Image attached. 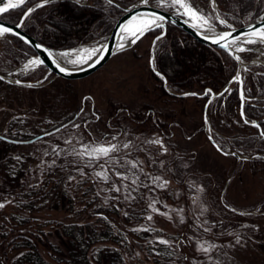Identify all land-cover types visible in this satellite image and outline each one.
Returning <instances> with one entry per match:
<instances>
[{"label": "rangeland", "instance_id": "1", "mask_svg": "<svg viewBox=\"0 0 264 264\" xmlns=\"http://www.w3.org/2000/svg\"><path fill=\"white\" fill-rule=\"evenodd\" d=\"M150 2L156 5L155 0ZM190 2L205 14L212 12L210 0ZM215 4L228 24L238 25L224 16L217 0ZM230 13L243 24L256 16L252 11ZM154 36L146 33L89 76L70 81L54 77L44 64L25 69L24 62L35 52L11 63L0 52V72L43 81L31 87L6 81L0 88V136L15 140V144L0 143V185L7 192L0 196V203L5 204L0 208V222L5 219L19 231L40 229L46 240L64 252L67 237L56 230L57 221L107 217L124 239L96 241L92 247L100 254L96 264H114L109 250L118 246L126 264H264V161L252 160L254 154L239 151L228 140L235 132L253 128L244 123L241 113L226 118L209 108L212 126L207 128L200 100L193 95L173 98L170 92L163 94V81L150 68L149 46ZM103 41L87 39L73 48ZM252 46L258 51L243 52L245 59L264 60V45ZM262 65L259 60L249 71H264ZM168 87L174 90L169 83ZM209 133L224 152L218 151ZM113 136L116 139L111 142L121 145L112 154L118 163L106 164L101 159L88 166L87 157L71 154L74 149L82 151L85 144L106 142ZM157 138L162 139L166 152L160 145L147 143ZM128 142L132 146L123 148ZM232 150L240 157L232 155ZM126 160L137 167L125 164ZM5 168L11 176L5 175ZM99 171H107L109 179L95 176ZM154 177L161 179L154 181ZM163 181L168 183L160 188ZM117 187L119 192L114 190ZM153 202L159 211L149 207ZM13 213L29 219L18 225ZM161 239L170 243L161 244ZM201 244L216 247L204 253L199 250ZM44 248L46 255L47 251L54 254L48 246ZM22 250L9 247L5 264H14Z\"/></svg>", "mask_w": 264, "mask_h": 264}, {"label": "trees", "instance_id": "2", "mask_svg": "<svg viewBox=\"0 0 264 264\" xmlns=\"http://www.w3.org/2000/svg\"><path fill=\"white\" fill-rule=\"evenodd\" d=\"M39 1L41 0H27L21 8L1 14V17L9 22H17L27 7ZM117 1L129 5L135 0ZM217 2L220 4L224 16L238 25L243 24L241 19L234 18L230 12L246 15L248 11H252L257 16L264 9V0H217ZM122 13L121 7H117L115 4L109 5L107 0H90L85 4L77 3L76 0H55V2L32 13L24 28L40 41L46 42L54 48H62L76 45L78 42L87 41V39H106ZM256 16L251 20H254ZM166 26L167 31L163 39L155 44L154 59L158 70L166 75L168 83L174 90L204 91L208 87L218 91L235 73L236 61L224 49L204 44L173 23L167 22ZM158 32L160 29L149 31L147 35L154 36ZM1 41L4 46L0 52L7 57L6 61L10 63L20 62L24 57L35 52L30 45L15 35L7 34ZM262 67L264 68V65ZM246 76L244 87L249 97V100L244 103L246 117L257 119L264 131V73L249 71ZM65 80L70 81L69 78ZM6 83L5 80L0 79V88ZM162 85L161 83V91L168 95L169 92L163 89ZM230 87L231 90L227 93L213 98L209 109L215 113L224 114L226 118L236 115L240 117L238 83L234 82ZM169 94L173 98H180L176 94ZM194 97L202 102L203 107L207 100L206 97ZM118 108L120 107H116V109ZM250 127L253 129L231 134L228 140L239 151L244 150L254 154L252 160L264 161V136L260 135L256 127L251 125ZM0 143L2 146L15 144L12 139L1 136ZM258 153L263 155H257ZM253 167L255 169V165ZM5 169V175L8 173L11 176L12 172ZM5 193H7L6 190L0 185V196ZM24 204L25 206L29 205L28 203ZM13 214L17 216L18 225L29 219L23 214H20L21 216ZM55 227L59 234L67 237L66 242L63 243L66 247L63 249L64 252L58 245L46 240L40 233V229L15 230V225H9L5 219H2L0 222V264H5V253L9 247L23 248L22 252L13 259L14 264H96L100 255L99 252L95 253L92 248L96 241L111 239L117 242L121 238L124 239L122 231L118 227L116 229L107 217L98 216L95 220L84 221H57ZM45 246L53 250L54 254L47 251L46 255ZM109 253L114 264H126L120 246L110 249Z\"/></svg>", "mask_w": 264, "mask_h": 264}, {"label": "snow or ice", "instance_id": "3", "mask_svg": "<svg viewBox=\"0 0 264 264\" xmlns=\"http://www.w3.org/2000/svg\"><path fill=\"white\" fill-rule=\"evenodd\" d=\"M27 0H0V14H6L10 10L13 9H19L22 5H25ZM55 2V0H41L40 3L35 4L34 7H28L26 10L23 11V16L19 20V22L15 25L16 29L23 28L26 24V21L31 17L32 13H34L37 9L42 8L50 3ZM80 0H77V3H79ZM115 0H107V4L113 5ZM156 6L161 8H170L175 9V14L185 16L188 20L192 21V27L196 28L201 35L204 36V39H210L212 43H215L219 45V47L225 49L226 51H229V54L232 55L231 49H234L236 53H242V52H252V51H258V49L254 48H245L243 45H264V17L258 18V23L260 24L259 27L256 26V24H250L248 27V30L243 33L244 39H241V36H234L233 31L223 32L219 35L216 34V27L213 21L218 23L219 25L225 26L227 28H232L231 24H228L227 20L222 18L221 14L216 10V4L215 0H210V4L212 7V12L205 14L202 9H196L191 4L190 0H155ZM140 5L142 6H148L149 0H140ZM118 7V5H116ZM138 7V5H133V8ZM131 11V10H129ZM167 17L164 15H160L157 12H137L135 15L131 16V18L128 20V22L123 25L121 28V36H120V43L117 44V48L119 50H125L127 47H130L131 45H135L138 40H140L147 32L149 31H155L156 29L161 30V34L156 37V39L153 41V45L155 46L156 41H160L163 39L164 36V28H165V21ZM204 33H211L212 35H205ZM6 34H11L15 36H19L21 40H23L25 43L31 44V41L28 40L26 37L21 36L19 32L15 31L13 28H9L4 26L3 23H0V37H4ZM231 39L229 40V38ZM36 48H41V45L36 44L34 45ZM45 52L48 53L49 57L53 56V53L49 51L48 49H44ZM110 49L108 45H102L101 47H92V48H83L77 51V55L75 59H66V63H70L73 65H82L87 64L88 67H95L96 65H99L101 61L105 58V56L109 53ZM112 55H115L116 53H111ZM261 54H264L262 52ZM56 55L62 57V58H68L70 57V53L68 52H61L57 53ZM233 58L237 60L238 62L243 63L241 60V57L239 55H234ZM44 61L42 59H32L29 60L28 63L25 65V69H28L30 66H36V65H42ZM53 63L56 64V67L59 69L61 73L68 74V69L61 66L59 62H57L55 59H53ZM83 70V69H82ZM247 70V69H245ZM157 75L161 76V79H164V77L157 72ZM0 79H3V77H0ZM233 82L238 83L241 85L240 95H241V101L242 103L245 101L246 97L244 96V89H243V80L241 78V75L239 72L233 77ZM16 84H20L19 80L15 81ZM31 87L32 85H28ZM225 91H228V89H225ZM211 92V90H206L205 95H208ZM185 95H195L193 94H185ZM219 95H223V93H220ZM86 100H90V97H85ZM211 103V101H209ZM81 112H83V109H81ZM95 115V113H93ZM241 116L244 117L245 113L243 110L241 111ZM99 119V117H96ZM205 123H207V117H205ZM245 124H250L253 127L260 128L261 125L256 121H250L247 118H244ZM75 127L79 128L80 125H74ZM59 131V129H57ZM45 135H51V133H45ZM261 136H264V131H261ZM116 137L113 136L111 140H107L106 142H100L97 144H85L83 145V150L76 152L75 149L71 153L72 155L79 156L81 159H84V157H87V165L92 166L94 161H99L101 159L105 160L106 164H115L119 161L116 160V158L112 155L113 153H116L120 151L121 145L112 143V140H115ZM209 139H212V137H209ZM66 143H71V140L65 141ZM147 143L150 144H156L160 145L161 149H163L165 152L167 149L163 145V141L160 138L153 139L147 141ZM131 142L124 143L122 145L123 148L128 149L130 148ZM218 151H223L219 145H217ZM55 151V149H53ZM48 153L46 152L45 155ZM225 155H228L229 153L225 152ZM232 155H236V153H231ZM59 155V153H57ZM16 159H20L19 157H16ZM125 164H130L132 168H136L137 164L132 161H125ZM99 167L101 169H104L105 165L100 164ZM95 176L103 179L104 181H107L109 179V176L107 174V171H99L94 173ZM117 176H120L122 179H128L129 177L123 176L121 173H116ZM70 179H74L73 177H70ZM138 177L132 179V183L136 184ZM160 177H154L153 180H160ZM168 181H163L158 186L160 188L166 187ZM115 191L119 192L120 189L117 187L114 189ZM198 191H202V189H198ZM130 195V194H129ZM128 199V197H125ZM8 203H11V201H8ZM5 207L4 203H0V208ZM150 208H152L153 211H159L155 208V202L149 205ZM235 211V209H233ZM162 215H167V213H161ZM243 214V213H242ZM127 215V213H125ZM148 220H151L152 217L148 216ZM183 218L181 217V221ZM144 231H147V229H143ZM209 229H205V231H208ZM136 231V229H134ZM239 239H237V243H239ZM159 243L161 244H169L170 242L167 240H159ZM216 247L215 245H209L208 247H205L203 244L199 246V250L203 251L204 253H208L211 248ZM23 255V254H21Z\"/></svg>", "mask_w": 264, "mask_h": 264}, {"label": "water", "instance_id": "4", "mask_svg": "<svg viewBox=\"0 0 264 264\" xmlns=\"http://www.w3.org/2000/svg\"><path fill=\"white\" fill-rule=\"evenodd\" d=\"M40 2L41 1H39L37 3H40ZM37 3H35V4H37ZM35 4H32V6H30V7H34ZM114 4L118 5L119 7H121L123 9V13L118 17V20L113 25L112 30L109 33V36L102 43V45H105V44L108 45V47L110 49L109 53L105 56V58L101 61V63L99 65H96L95 67H88L87 64H82V65H79L78 67H75V66L65 65L64 63H62L58 59V56L56 54L57 53H61V52H68L69 53L71 48L70 47L53 48L50 45H48L47 43H44V42L40 41L35 35L31 34L28 31H26L24 27L16 29L15 25L22 18L23 14H22V16L20 17V19L17 22H12V23L7 21V20H5V19H3L1 17V14H0V23H3L4 26H6V27L13 28L15 31L19 32L21 36H24L28 40H30L31 44H29V45L35 50V52L38 54L39 58L44 61L43 64L45 66H47V71L48 72H52L54 77L59 75V76H62L63 78H66V79H68V78H70V79H78V78H81V77L89 76V74H91L94 71H96L97 69H99L100 66L105 64L107 62V60L110 59V57L112 56L111 53L120 52L121 50H119L117 48V44H119L121 42L120 41L121 28L123 27V25H125L128 22V20L131 18V16L135 15L137 12H142V13L157 12L160 15H164L165 17H167V19L165 21L164 33H166V31H167L166 24H167V22H169L171 24L173 23L176 26H179L180 28L186 30L191 36H193V38L195 37L196 39H198L199 41L203 42L204 44L207 43V44H210V45H213V46H219V45H217L215 43H212L210 39H204V36L201 35L200 32L196 28H193L191 26L192 22L190 20H188L185 16L177 15V14H175V11H173V10L171 11V10H169L167 8L157 7L155 4L151 3L150 0H149V5L148 6L140 5V0L135 1V2H133L131 4H129V5H123V4H121V3H119L118 1L115 0ZM133 5H138V7L133 8ZM129 10H131V11H129ZM259 17H264V10L262 11L261 14L257 15V17L254 20L248 21L246 24H243V25H236L235 27L233 26L231 29L227 28V27L223 28V27H216L215 26L216 27V34L219 35L220 33L233 31V29H235V31L233 32V35L234 36H241V39H244L242 34L245 33L248 30V27H249L250 24H256L257 27L260 26V24L258 23V18ZM160 34H161V31L159 33H157L153 37V40H152V43H151V46H150L151 53H150L149 59H150V68H151V70H153L155 73L159 72L164 77V79H162L163 80V88L166 91H168V92H170L172 94H177V95H179L181 97L186 96L185 94H193V93L195 94L194 96H197V95L198 96H207V101L205 102V104L203 106V120L205 121V117H207V123H205V127H208V128L212 126L211 121L208 118V114H209L208 108H209V105H210L209 101H212L214 97H218V95L220 93L226 92L225 89L230 90V85L233 83V77L237 74V72L240 73L242 80H244V76L243 75L251 68V66H250L251 64L256 63L259 60L262 63H264L263 59L256 58V57H252L251 59L246 60L244 55H242L243 52L242 53H236L234 51V49H231V51L233 53L232 55L233 56L234 55H239L241 57V60L243 61V63L237 61L238 68H237L236 73L233 74L231 76V78H229L228 81L226 83H224L220 87V89L218 91H214V90H212V89H210L208 87L205 88L204 91H198V90H196V91H194V90H186V91H183V92H178L176 90L174 91V90H171L168 87V80H167L166 75L163 74L160 70H158L156 65H155V59H154L155 48H154V45H153V41ZM204 34L205 35H212L211 33H204ZM0 38H2V37H0ZM230 39H231V37L229 38V40ZM36 44L41 45V48L34 47V45H36ZM102 45H100V47ZM243 47H245V48L251 47V48L255 49V47L252 46V45H246L245 44V45H243ZM127 48H130V47H127ZM44 49H48L49 51H51L53 53V56L49 57L48 53L45 52ZM226 52L229 53V51H226ZM53 59H55L57 62H59L61 64V66H63L66 69H68V74L61 73L59 71V69L56 67V64L53 63ZM245 69H247V70H245ZM0 77H3L2 80H6V81H9V82H12V83H14L16 80H19L20 84H23V85L26 84V85L36 86L38 84H42L43 83V81L41 82V80H38V79H36V81H30V80H25L24 81L19 76L14 75V76L10 77V75H8L6 73H2V72H0ZM238 87H239V96L241 98V95H240L241 85L238 84ZM243 89H244V87H243ZM206 90H211V92L208 95H205ZM244 96L246 97L245 89H244ZM244 103H245V101L242 103V101L240 100V107H239L240 113H241L242 110L245 113V109H243ZM244 118H247L246 117V113H245V116L242 117V119L244 120ZM248 120H250V119H248ZM250 121H256V122L259 123V121L257 119H251ZM257 129L259 130L260 133H261V131H263V129L261 127L257 128ZM208 136L212 137V139H210V140H211V142L214 143L215 147L217 148V145H219V144L214 140L212 134L209 133ZM219 147L221 148V146H219ZM231 152L232 153H236V156L240 157V154L238 152H236L235 150H232Z\"/></svg>", "mask_w": 264, "mask_h": 264}, {"label": "bare ground", "instance_id": "5", "mask_svg": "<svg viewBox=\"0 0 264 264\" xmlns=\"http://www.w3.org/2000/svg\"><path fill=\"white\" fill-rule=\"evenodd\" d=\"M117 1V0H116ZM119 2V1H118ZM35 3H37V2H35ZM35 3H33V4H35ZM81 3H86V2H81ZM120 3V2H119ZM193 5V4H192ZM32 6V5H31ZM30 7V6H29ZM193 7H195L194 5H193ZM28 8V7H27ZM196 8V7H195ZM197 9V8H196ZM123 10V9H122ZM23 14V13H22ZM4 19V18H3ZM118 20V19H117ZM191 21V20H190ZM192 22V21H191ZM12 23V22H11ZM116 23V22H115ZM26 30V29H25ZM27 31V30H26ZM7 35V34H6ZM18 37V36H17ZM46 43V42H45ZM103 43V42H102ZM102 43H98V44H95V45H85V44H83V45H80V46H78V47H76V48H73V46H66V47H70L71 49H70V51H69V53L71 54V57L70 58H68V59H75L76 58V55H77V51L78 50H80V49H83V48H92V47H100V45H102ZM28 44V43H27ZM29 45V44H28ZM49 45V44H48ZM52 47V46H51ZM66 47H62V48H66ZM54 48V47H53ZM56 48H60V47H56ZM34 50V49H33ZM35 54H37L36 52H35ZM58 56V55H57ZM37 58H39V56H38V54L37 55H35V56H32V57H30L26 62H24V65H26L27 63H28V61L29 60H32V59H37ZM40 59V58H39ZM58 59L62 62V63H64L65 65H70V66H75V67H78L79 65H73V64H70V63H66V62H64L63 61V59L60 57V56H58ZM248 72H249V70L243 75L244 76V80H245V78L247 77L246 75L248 74ZM260 72H263L264 73V71H260ZM48 73H51L52 74V72H48ZM236 73V72H235ZM259 73V72H258ZM8 75H10V74H8ZM53 75V74H52ZM59 76V75H58ZM11 77V76H10ZM62 77V76H61ZM63 78V77H62ZM230 78H231V76H230ZM66 79V78H65ZM70 79V78H69ZM25 80H30V81H35V80H32V79H25ZM24 80V81H25ZM244 80H243V87H244ZM4 81V80H3ZM6 81V80H5ZM234 83V82H233ZM244 89H245V87H244ZM213 90V89H212ZM219 90V89H218ZM168 92V91H167ZM228 91H226V92H224L223 94H225V93H227ZM245 94H246V91H245ZM194 96V95H193ZM198 96V95H197ZM219 96V95H218ZM203 97H206V99H207V96H203ZM215 98V97H214ZM239 98H240V96H239ZM246 100H245V102L247 101V100H249V97L247 96V94H246ZM240 100H241V98H240ZM207 101V100H206ZM212 102V101H211ZM240 107V106H239ZM243 109H244V106H243ZM149 110V109H148ZM76 117V114L74 115V117H72V118H69V120H66L63 124H61V125H59V126H62V125H65V124H67V123H69L70 122V120H73L74 118ZM248 119V118H247ZM251 120V119H250ZM208 128V127H207ZM15 141V140H14Z\"/></svg>", "mask_w": 264, "mask_h": 264}]
</instances>
